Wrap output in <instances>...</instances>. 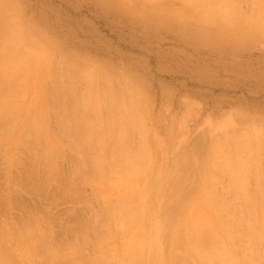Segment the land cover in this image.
Listing matches in <instances>:
<instances>
[{"label": "rangeland", "instance_id": "1", "mask_svg": "<svg viewBox=\"0 0 264 264\" xmlns=\"http://www.w3.org/2000/svg\"><path fill=\"white\" fill-rule=\"evenodd\" d=\"M3 1L7 5L2 3L3 9L0 8V264H121L119 260L122 264H172V255L177 251L188 254L175 239L181 220L190 227L192 218H198L213 225L223 237L220 226L227 225L232 215L240 218L239 214L243 215L245 210L255 213L250 217L243 215L252 221L244 219L247 221L241 222L244 227L241 229L237 224L235 228L240 233L244 229L243 236L249 231H259V224L264 222L260 214L264 206L259 208L264 202L259 201L262 195L258 191L264 189V155L258 154L264 151V147L259 149V142L264 146V23L258 27L259 37L250 35L245 39L244 36L257 27L254 21L258 10H261L258 15L264 13V0L230 1L228 4L237 12L235 15V10L229 12L230 19L238 17L228 20L229 27L233 25L231 30L222 25L218 15L207 24L198 19L206 10L212 15L217 9L218 14L219 0L218 3L215 0H150L149 3L147 0H0V3ZM206 1H214V5L212 2L209 5L216 9L212 11ZM15 26L18 35H14L16 31L11 33ZM9 46L17 51L6 53ZM19 50L24 56L19 54L27 56V63L22 69L11 70L9 65L13 61L15 65ZM24 74L25 81L21 78ZM90 85L94 86L97 97L101 95V102L105 97L111 105L102 102L105 106L102 105L100 114L105 117L83 114V107L78 106L77 97L78 100L87 97L91 93ZM113 103L119 106L114 107ZM132 108L135 112L138 109L136 114L130 112ZM73 118L78 120L74 123ZM119 122L124 123L122 127H115ZM95 123L96 130L92 126ZM92 128L99 133L106 128V132L98 143L95 141L101 134H94L100 137H93V145L92 141L89 145L84 137ZM120 130L124 136L117 140L115 133ZM239 133H244L243 137L239 135L243 139L237 137ZM229 137L232 143L233 139H240L241 143L237 144L236 140L237 146L231 144ZM121 142L127 144L124 151ZM215 142L229 160L232 154L238 157L245 151L249 156L252 148V154L257 153L249 159L252 164L255 162L252 158L260 161L261 156V163L257 161L255 166L249 163L248 180L246 175L239 176L236 172L240 170L237 164L238 170L235 166L236 171L233 169L236 177H246L244 181L250 183L248 190L247 183L240 185L246 187V194L250 191L251 196L247 194L245 198L250 197L251 204L247 198L238 197H243L244 192L242 196L239 193L242 189L229 183L235 174L227 171L226 166L235 159L237 163L239 157L232 162L227 159L229 163L225 166L220 163L227 169L218 165L226 174L219 169L215 171L221 160L226 161L218 149L216 153L221 160L215 158L212 151ZM230 145L239 147L238 150L243 147L244 152L236 153ZM229 152H233L231 158ZM121 155L126 157L124 161ZM96 157L101 160L97 158V161ZM127 159H132L135 165L130 162L127 167ZM122 164L129 172L133 171V176L129 175L134 178L128 175L129 180L124 174L121 175L127 179L121 178ZM134 167L141 173H136V177ZM111 168L115 175H111ZM229 185H235L238 194ZM207 189L213 190L209 194L214 197L218 195V207L228 208V211L225 207L221 211L217 208L222 213V217L218 214L221 219L224 216L220 220L225 223L218 222L219 216L215 218L214 212L210 213L203 196L208 191H202ZM119 204L125 206L117 208ZM124 207L131 210L124 213L127 212L123 211ZM222 209L226 210L225 214ZM231 222L228 225L234 227L235 222ZM245 226L252 230L246 231ZM206 240L205 237L207 244ZM257 245L255 250L253 247L255 252ZM260 246L264 251V246ZM171 249L176 252L172 253ZM244 249L249 252L244 244L236 249L237 260L245 258L242 254L248 255ZM262 250V255L256 253L259 254L256 264H264ZM182 255L177 253V264L192 263Z\"/></svg>", "mask_w": 264, "mask_h": 264}, {"label": "bare ground", "instance_id": "2", "mask_svg": "<svg viewBox=\"0 0 264 264\" xmlns=\"http://www.w3.org/2000/svg\"><path fill=\"white\" fill-rule=\"evenodd\" d=\"M140 1H141V0H140ZM142 1H143V0H142ZM147 1H148V3H149L150 0H147ZM153 1H155V0H153ZM160 1H161V0H160ZM164 1H165V0H164ZM186 1H188V0H186ZM215 1H216V0H215ZM217 1H218V0H217ZM217 1H216V2H217ZM220 1H224V0H219V4H218V5H220V7H219L218 14H216L217 9L215 8V6H214V8H213L211 5H209V4H211L210 2H212V1H210V2H207V1H206L207 4H208V6H210V8H212V11L215 10V9H216V10H215V12L212 13V15L210 14V12H209L208 10H206V11H204V13H203L200 17H198V19L204 20L203 23H205V21H206V24H207V23H209V21L213 22L212 19H216V18H217V15H218V17L221 19L222 25L224 24L223 26H226L225 28H227V29L229 28V29H230V27H232L233 25L229 27L228 24L231 23V21L233 20V18H234V20H235L236 17H237V15H236V17H232V19H230V17L232 16V13H231V16H230V13H229V12H233V10H235L234 13H233V14L235 15V14L237 13V12H236V9H235V7H233V9H232L231 6H233V5H229V4H228V3H230V1H232V0H226V1H224V2H221V4H220ZM128 2H129V1H128ZM137 2H138V1H137ZM150 2H151V1H150ZM200 2H201V1H200ZM203 2H204V1H203ZM203 2H202V3H203ZM213 2H214V1H213ZM213 2H212V4L214 5ZM232 2H233V1H232ZM2 3H4V1L0 3V6H2V5H1ZM140 3H141V2H140ZM142 3H143V2H142ZM144 3H145V2H144ZM148 3H147V5H148ZM198 3H199V2H198ZM217 3H218V2H217ZM233 3H234V2H233ZM233 3H232V4H233ZM131 4H132V3H131ZM137 4H138V3H137ZM154 4H155V2H154ZM158 4H159V3H158ZM194 4H195V3H194ZM215 4H216V3H215ZM259 4H261V2H260ZM3 5L6 7L7 4L5 5V3H4ZM133 5H134V4H133ZM135 5H136V4H135ZM149 5H150V4H149ZM151 5H152V3H151ZM151 5H150V6H151ZM155 5H157V4H155ZM159 5H160V4H159ZM164 5H165V4H164ZM216 5H217V4H216ZM227 5L230 6L229 11H228V9H227L229 6H227ZM261 5H262V4H261ZM263 5H264V4H263ZM137 6H138V5H137ZM195 6H196V5H195ZM198 6H199V4H198ZM5 7H4V8H5ZM193 7H194V6H193ZM193 7H192V8H193ZM201 7H202V6H201ZM0 8L3 9V6L0 7ZM7 8H8V6H7ZM144 8H145V7H144ZM194 8H195V7H194ZM259 8H260V5H259ZM2 9H0V10H2ZM195 9H197V8H195ZM202 9H203V8H202ZM5 10H6V9H5ZM5 10H4V11H5ZM197 10H198V9H197ZM203 10H204V9H203ZM203 10H202V12H203ZM210 10H211V9H210ZM4 11H3V12H4ZM6 11H7V10H6ZM6 11H5V12H6ZM9 11H10V10H9ZM212 11H211V12H212ZM256 11H257V10H256ZM260 11H261V10H260ZM260 11L258 10V13H257L258 18L256 19V21H254L255 24L257 25V27L254 28V29H252V31H251L252 33H251V34H246V35L244 36L245 39L248 38V37H250V35H251L252 38H255V37H259V36H260L259 34L257 35V32H261V30L259 31L258 27H259V26H262V23H264V13L258 15ZM7 12H8V11H7ZM200 12H201V11H200ZM262 12H264V11H262ZM190 13H191V12H190ZM198 13H199V11H198ZM214 13H215L216 16L214 15ZM6 14H7V13H6ZM213 15H214V16H213ZM255 15H256V14H255ZM197 16H198V14H197ZM212 16H213V18H212ZM257 16H256V17H257ZM254 17H255V16H254ZM254 17H253V19L251 20V22H253V20L256 18V17H255V18H254ZM237 18H238V17H237ZM229 19H230L231 21H228ZM248 19H250V18H248ZM196 20H197V18H196ZM196 20H195V21H196ZM245 20H246V19H245ZM6 21H7V20H6ZM198 22H199V21H198ZM200 22H201V21H200ZM211 22H210V23H211ZM248 22H250V21H248ZM5 23H7V22H5ZM234 23H235V22H234ZM246 23H247V22H246ZM10 24H11V22L9 23V25H10ZM2 25H3V28H4V26H5V25H4V22H3ZM6 25H8V24H6ZM17 25H18V24H17ZM227 25H228V27H227ZM250 26L255 27L253 24L250 25ZM15 28H16V26H15ZM15 28H14V29H15ZM263 28H264V27H263ZM17 29H18V28H16V29L13 31V28H12V29H11L12 31H11V30H10V31H11V33L14 34L15 31H16ZM222 30H223V27H222ZM230 30H231V29H230ZM232 30H233V29H232ZM17 32H19V30L16 31V34H14V35H18V34L20 33V32H19V33L17 34ZM229 32H230V31H229ZM234 32H235V30H234ZM262 32H263V30H262ZM13 34H12V35H13ZM227 34H228V33H227ZM229 34H231V32H230ZM262 34H263V33H262ZM12 35H11V36H12ZM263 35H264V34H263ZM15 37H16V36H15ZM5 38H6V37H5ZM8 38H9V37H8ZM13 38H14V37H13ZM252 38H251V39H252ZM263 38H264V37H263ZM9 39H10V38H9ZM259 39H260V38H259ZM261 39H262V38H261ZM247 40H249V39H247ZM20 44H21V43H20ZM10 46H11V44H10ZM10 46H9V47H10ZM9 47L6 49V50H7L6 53H11V54L14 53V50H15V49L13 50V48H11V47L9 48ZM16 51H17V49L15 50V52H16ZM3 52H4V49H3ZM21 52H22V51H20V50L17 52L18 56H17V59H16V61H15V65H14V64L12 65V63H13L14 61L11 63V65H9V66H12L11 70H13V69L16 70L17 68H21V67L24 68V67H23L24 63H27V62H26V59H28V58H26L27 56H26V57H23L24 55H23ZM19 53H21L23 56H22L21 54H19ZM25 53H26V52H25ZM26 54H27V53H26ZM2 55H3L5 58H8V57L5 55V53H3ZM4 57H2L1 59H4ZM15 57H16V56H15ZM10 59H11V58H10ZM10 59H9V60H10ZM33 63H34V61H33ZM33 63H32V64H33ZM17 64H18V65H21V64H22V66H18ZM38 64H39V63H38ZM16 66H17V67H16ZM32 66H34V65H32ZM26 67H27V66H26ZM6 68H7V67H6ZM22 68H21V69H22ZM30 68H31V67H30ZM27 69H28V68H27ZM13 72H14V71H13ZM25 72H26V70H25ZM30 72H31V71H30ZM8 73L11 74L10 72H8ZM26 74H27V73H26ZM26 74H24L23 77H21V78L24 79V81H25V78H24V77H25ZM31 74H32V73H31ZM71 74H72V73H71ZM75 75H76V74L74 73V77H75ZM30 77H31V75H30ZM72 77H73V76H72ZM72 77H71L70 79H72ZM80 77H81V76H80ZM80 77H78L77 79L80 80ZM31 78H33V77H31ZM18 79H20V78H18ZM66 80H68V79H66ZM26 81H27V80H26ZM35 81H36V79H35ZM71 81H72V80H71ZM11 82H12V81H11ZM17 82H18V81H17ZM19 82H21V81H19ZM19 82H18V83H19ZM77 82H78V80L76 81V83H77ZM18 83H17V84H18ZM69 83H70V82H69ZM74 83H75V81H74ZM76 83H75V84H76ZM87 83L89 84V82H87ZM19 84H20V83H19ZM35 84H36V83H35ZM72 84H73V83H72ZM75 84H74V85H75ZM68 85H69V84H68ZM11 86H12V83H11ZM18 86H19V85H18ZM69 86L71 87V84H70ZM90 86H91V85H90ZM90 86H89V87H90ZM70 87H69V88H70ZM91 87H92V86H91ZM12 88H13V86H12ZM70 90H71V89H70ZM97 91L99 92V90H97ZM69 92H70V91H69ZM89 92H90V91H89ZM89 92H88V93H89ZM70 93H71V92H70ZM96 93H97V92L95 91V88H94V86H93V87L91 88V93H90L87 97H82V98H80V100H78V97H77L76 100L79 102L78 106L81 105V106L83 107V111H84L83 114H96V115L99 114L100 116L105 117L104 114H103V115L100 114V112H101V108L103 107L102 105L105 106V104L102 103V102L105 101V102L107 103V104H106L107 106H109V105H108L109 103L107 102V99H105V97H104V99H103L104 101L101 102V98H100L101 95H100L99 97H97V96L95 95ZM121 93H122V92H121ZM85 94H86V93H84V95H85ZM108 94H109V93H108ZM110 94H111V93H110ZM124 94H125V93H124ZM94 95H95V96H94ZM111 95H112V94H111ZM72 96H74V95H72ZM85 96H86V95H85ZM124 96H125V95H124ZM133 96H134V95H133ZM53 97H54V96H53ZM110 97H111V96H110ZM112 97L114 98V97H116V96L112 95ZM120 97L122 98L121 94H120ZM102 98H103V97H102ZM117 98H118V97H117ZM117 98H116V99H117ZM132 98H133V97H132ZM110 99H111L112 102H113V99H112V98H110ZM116 99H114V102H116ZM136 99H137V98H136ZM108 100H109V99H108ZM111 100H110V104H111ZM117 100H118V99H117ZM129 100H130V99H129ZM77 101H76V102H77ZM4 102H5V101H4ZM4 102H3V103H4ZM78 102H77V103H78ZM136 102H137V101H136ZM62 103H63V102H62ZM116 103H117V102H116ZM116 103H113V106H114V107H115V104H116ZM129 103H133V102H129ZM70 104H71V103H70ZM16 105H17V104H16ZM116 105H117V104H116ZM122 105H124V104H122ZM122 105H121V106H122ZM130 105L132 106V104H130ZM74 106H75V105H74ZM113 106H112V108H114ZM117 106H119V105H117ZM134 106H136V105H134ZM11 107H12V105H11ZM109 107H111V105H110ZM123 107H124V106H123ZM123 107H122V109H123ZM5 108H6V107H5ZM12 108H15V109H16V107H12ZM72 108H73V107H71V110H74V108H73V109H72ZM125 109H127V108H125ZM0 110H1V109H0ZM2 110L4 111V108H3ZM5 110H7V109H5ZM69 110H70V109H69ZM71 110H70V111H71ZM107 110H108V109H107ZM119 110H121V109L119 108ZM119 110H118V111H119ZM129 110H130V112H134V113L136 114V112H137L138 109L136 110V112H135V111H132V110H134L133 108H132V109H129ZM121 111H122L121 113H123V110H121ZM125 111H126V114H127L128 109L125 110ZM125 111H124V113H125ZM4 112H6V111H4ZM113 112H115V111H113ZM128 112H129V111H128ZM7 113H8V112H7ZM7 113H6V115H8ZM71 113H73V112H71ZM75 113H76V112H74L73 114H75ZM111 113H112V111H111ZM134 113H133V114L131 113V114L134 116V115H135ZM76 114H77V113H76ZM128 114H130V113H128ZM3 115H4V114H3ZM11 115H12V114H11ZM33 115L37 118V116H36L37 114H36V113H35V114L33 113ZM55 115H57V114H55ZM9 116H10V114H9ZM67 116H68V115H67ZM71 116H72V114H71ZM94 116H95V115H94ZM113 116H114V115H113ZM4 117H5V116H4ZM32 117H33V116H32ZM35 117H33V118H35ZM72 117H73V116H72ZM74 117H75V115H74ZM77 117H79V115H77ZM98 117H99V116H97V118H98ZM36 118H35V119H36ZM83 118H84V117H83ZM87 118H88V117H86L85 120H87ZM101 118H102V117H101ZM35 119H32V120L34 121ZM57 119H58V118H57ZM61 119H62V117H61ZM80 119H81V118H80ZM89 119H90V118H89ZM98 119H100V118H98ZM112 119H113V118H112ZM38 120H39V119H38ZM62 120H63V119H62ZM71 120H72V119H71ZM75 120L77 121L78 119H74V118H73L72 121H74V123H75ZM93 120H94V119H92V121H93ZM101 120H102V119H101ZM101 120H100V121H101ZM106 120H107V119H106ZM108 120H109V119H108ZM69 121H70V119H69ZM69 121H68V122H69ZM72 121H71V122H72ZM80 121H82V119H81ZM34 122H36V121H34ZM63 122H64V121H63ZM82 122H84V120H83ZM86 122H87V124H88V121H86ZM94 122H95V121H94ZM106 122H107V121H106ZM108 122H110V121H108ZM112 122H114V121H111L110 123H112ZM36 123H38V122H36ZM74 123H72V124H74ZM77 123H79V122H77ZM110 123H109V124H110ZM117 123H118V121H117ZM38 124H39V123H38ZM38 124H37V125H38ZM42 124H43V123H42ZM65 124H66V123H65ZM67 124H68V123H67ZM72 124H71V125H72ZM83 124H84V123H83ZM100 124H101V123H100ZM123 124H124V123H123ZM123 124H122V125H123ZM69 125H70V124H68V126H69ZM76 125H77V124H76ZM76 125H75V126H76ZM78 125H79V124H78ZM90 125H91V124H89V127H90ZM98 125H99V124H98ZM102 125H103V124H102ZM112 125L114 126V124H112ZM112 125H111V126H112ZM115 125H118V126H115V127H120V126L122 127V125H120V122H119V124H115ZM119 125H120V126H119ZM42 126H43V125H42ZM73 126H74V125H73ZM84 126H85V125H84ZM86 126H87V125H86ZM92 126H93V128L95 129V128L97 127V124L95 123V124H93ZM113 126H112V127H113ZM31 127H32V125H31ZM62 127H63V126H62ZM77 127H78V126H77ZM64 128H65V127H64ZM64 128H63V129H64ZM66 128H67V126H66ZM66 128H65V129H66ZM69 128H70V127H68V129H69ZM93 128L90 129V132H89V131L86 132L87 134H86V136L84 137L85 139L82 138V139H84L85 142H87L89 145H90V142H91V141H92V142H91V145H93L92 143L94 142V141H93L94 134H96V135H97V134H98V135L101 134V135H100L101 137H100V136H96V137H94V138H96V139H97V137H98V138L100 137V139H97V141H95V142L98 143V142H101V141H102V140H101V139H102V136H103V135L105 136V134H103V133L106 132V131H105L106 128H105L104 130H102V132L104 131L103 133H99V132H100L99 130H97V131H99V132H96V131H95L96 129L94 130ZM98 128H99V127H98ZM101 128H102V127H101ZM38 129H39V128H38ZM85 129H86V128H85ZM113 129H114V128H113ZM122 129H123V131H124V128H122ZM24 130L26 131V129H24ZM40 130H41V128H40ZM91 130H92V134H91ZM125 130L127 131V129H125ZM31 131H32V130H31ZM38 131H39V130H37V132H38ZM41 131H42V130H41ZM94 131H95V132H94ZM120 131H121V130H120ZM126 131H124V132H126ZM29 132H30V131H29ZM83 132H84V130H83ZM93 132H94V133H93ZM107 132H108V131H107ZM109 132H111V131H109ZM109 132H108V133H109ZM23 133H24V132H23ZM23 133H22V134H23ZM40 133H41V132H40ZM126 133H127V132H126ZM244 133H245V132H244ZM244 133H239V134H237L238 136H237L236 134H235V135L241 139V138L243 137L242 135H243ZM22 134H21V135H22ZM26 134H27V133H25V138H26ZM102 134H103V135H102ZM106 134H107V133H106ZM113 134H114V133H113ZM115 134H116V135L118 134V135H117L118 137H117ZM115 134H114V136H116V137H117L116 139L118 140L119 137H120L123 133H122V131H121L120 133H115ZM124 134H125V133H124ZM127 134H128V133H127ZM127 134H126V135H127ZM240 134H241V135H240ZM31 135H32V134H31ZM37 135H39V133H37ZM92 135H93V136H92ZM108 135H109V134H108ZM110 135H111V134H110ZM235 135H234V136H235ZM239 135L242 136V137H240ZM246 135H247V134H246ZM104 136H103V137H104ZM106 136H107V135H106ZM114 136H113V137H114ZM123 136H124V135H123ZM123 136H121L120 139H122ZM234 136L231 135L230 137L235 138ZM17 137H18V136H17ZM43 137H44V135H43ZM43 137H42V139H43ZM45 137H46V136H45ZM230 137H229V138H230ZM244 137L248 138V136H244ZM18 138H19V137H18ZM21 138H22V137H21ZM30 138H31V137H30ZM46 138H47V137H46ZM105 138H106V137H105ZM105 138H104V140H105ZM32 139H33V138H32ZM124 139H125V138H124ZM240 139H238V140H240ZM242 139H243V138H242ZM33 140H34V139H33ZM35 140H36V139H35ZM84 140H81V141L84 142ZM100 140H101V141H100ZM216 140H217V139H216ZM227 140H228V139H227ZM227 140H226V141H227ZM230 140H231V138H230ZM233 140L236 141L237 139H233ZM238 140H237V141H238ZM248 140L250 141V139H248ZM248 140H247V141H248ZM46 141H47V140H46ZM120 141H122V140H119V142H120ZM235 141H233V143H235ZM237 141H236V142H237ZM243 141H244V140H243ZM47 142H48V141H47ZM122 142H123V141H122ZM122 142H121L122 145H120V146H121V148H122L123 151H124L125 148H127V147H125L127 144L125 143L126 145L124 146V144H123L124 142H123V143H122ZM218 142H219V141H218ZM228 142H229V141H228ZM239 142L241 143V141H238L237 144H239ZM102 143H103V142H102ZM233 143H232V140H231V144H233ZM243 143H244V142H243ZM247 143H248V142H247ZM247 143H245V145L243 146L244 148L247 147ZM45 144H46V143H45ZM119 144H120V143H119ZM119 144L117 143V145H119ZM226 144H228V143H226ZM229 144H230V142H229ZM229 144H228V146H229ZM249 144H251V143H249ZM263 144H264V143H263ZM97 145H98V144H97ZM235 145H236V143H235ZM261 145H262V142H261ZM261 145H260V142H259V149H261L262 147H264L263 145H262V146H261ZM123 146H124L125 148H124ZM217 146H218L219 148H218ZM230 146H231V147H234V145H230ZM236 146H237V145H236ZM260 146H261V147H260ZM48 147H49V146H48ZM213 147H214V149H213L212 151H214V152L216 153V149H218V151H219L218 153L221 154V152H220V151H222V150L220 149L221 146L217 145V142H215V144H214ZM243 147H240V148L244 150ZM90 148H91V146H90ZM90 148H89V149H90ZM221 148H222V147H221ZM229 148H230V147H229ZM238 148H239V147H238ZM238 148H235V147H234L235 151H237L236 153H239V152H242V153H243V152H244L243 150H240V149H239V150H240V151H239ZM249 148H251V147H248V149H249ZM91 149H93V148H91ZM219 149H220V150H219ZM227 149H228V147H227ZM252 149H253V148H252ZM252 149H251V150H252ZM259 149H256V148H255L256 151L259 150ZM263 149H264V148H263ZM263 149H262V150H263ZM47 150H48V148H47ZM51 150H52V148H51ZM100 150H102V148H100ZM251 150H249V152H248V153H249V156H247V154H246L247 151H245V153H244L245 156H244L243 154L241 155V154L239 153V154H238V157H239V158H238L237 156H235L234 154H232L234 151H233L232 153H230V152H231V150H230V152H229V154H228V157H229V155L232 154L233 156L231 155V157H233V158L229 157V158H231V159H230V160H229L228 158H227V159L229 160V162H230V161L232 162V160H234L235 157H237L238 159H240L239 161H237V163H236V160H237V159H235V162H232V164L229 163L228 160L224 157V156H226V155L223 154V155H224V156H223V155L221 154V158H224V159L226 160V161H223V160H221L220 157H218L219 154H217V153L215 154V158H216V157L219 158V159L221 160V162L218 161V162H219V163H218L217 160H216L217 158L215 159V161L218 163L217 166L220 165V163H221V165H222V162H223V165H224V166L227 165V164L229 163L230 166H229V164L226 166V167L228 168L227 171L230 170V173L232 172L231 174H233V173L235 174L236 172H239V173H240L239 176H242V175L244 174L243 176L246 175L247 180H248V179L250 178V176H249L250 174H248V173H250V171H249L250 169H249L248 167L252 164V163H251L252 161L250 162L249 159H250L252 156H255V155L257 154V153H253V154H254V155H253V154H252L253 151L251 152ZM253 150H254V149H253ZM121 151H122V150H121ZM127 151H128V150H127ZM259 151H260V150H259ZM108 152H109V151H108ZM111 152H112V151H111ZM225 152H226V151H225ZM260 152H261V151H260ZM263 152H264V151H262L261 153H258V154H260V155L263 156V155H264ZM49 153H51V151H48V154H49ZM121 153H122V152H121ZM124 153H125V152H124ZM146 153H147V152H146ZM236 153H235V154H236ZM250 153L252 154L251 156H250ZM99 154H100V153H99ZM107 154H108V153H107ZM213 154H214V153H213ZM100 155H101V154H100ZM117 155H118V154H117ZM236 155H237V154H236ZM239 155L241 156V158H242V157L244 158V157H246V156H247V157L244 158L243 161H242V159L240 158ZM260 155H258V156H260ZM104 156H105V155H104ZM104 156H103V159H104ZM106 156H107V155H106ZM114 156H115V155H114ZM118 156H119V155H118ZM146 156H147V155H145L144 160H146V159H145ZM180 156H181V154H180ZM180 156H179V157H180ZM222 156H223V157H222ZM258 156H257V159H258ZM97 158H99V157H96V160L98 161ZM108 158H109V155H108ZM122 158H123V161H124L126 157H123V155H121V160H122ZM130 158H131V157H130ZM213 158H214V157H213ZM259 158H260V161H261V162H262V159L264 160V158L261 159V156H260ZM99 159H100V158H99ZM153 159H154V157H153ZM219 159H218V160H219ZM252 159H253V161L255 160V162L259 161V160H256V159H254V158H252ZM100 160H101V159H100ZM127 160H128V161H127L126 163H128V164H126V163H125V164H126V166H127V165L130 166V164L132 163L133 160H132V159H131V161H129V159H127ZM213 160H214V159H213ZM250 160H251V159H250ZM103 161H104V160H103ZM123 161H120V162L123 163ZM260 161H259L258 163H261ZM100 162H102V161H100ZM130 162H131V163H130ZM226 162H227V163H226ZM255 162H253V164H254ZM118 163H119V162H118ZM118 163L116 164L117 167H118ZM133 163H134V161H133ZM133 163H132V165H135V164H133ZM144 163H145V162H144ZM225 163H226V164H225ZM249 163H251V164H249ZM263 163H264V162H263ZM95 164L97 165V163H95ZM98 164H99V163H98ZM101 164H102V163H101ZM104 164H105V163H104ZM104 164H103V166H104ZM106 164H107V163H106ZM125 164H122V166H123V165L125 166ZM149 164H150V163H149ZM214 164H215V162H214ZM233 164H234V165H233ZM235 164H237V167H238V169H240V170H238V169L236 168V165H235ZM253 164H252V165H253ZM99 165H100V164H99ZM109 165H110V164H109ZM114 165H115V164H114ZM114 165H113V166H114ZM221 165H220V166H221ZM223 165H222V166H223ZM258 165H260V164H258ZM261 165H262V164H261ZM261 165H260V166H261ZM263 165H264V164H263ZM100 166H101V165H100ZM124 166H123V167H124ZM148 166H149V165H148ZM214 166H215V165H214ZM220 166H218V168H216L215 171L217 172V170L219 169V171L223 174L224 169H227V168H224V167L221 166L222 168H224L223 170H221V169L219 168ZM231 166H232L233 168H232ZM234 166H235V168H236L238 171L235 170ZM253 166H255V165H253ZM260 166H259V167H260ZM127 167H128V166H127ZM131 167H133V166H131ZM142 167H143V165H141V168H142ZM144 167H145V165H144ZM150 167H151V165H150ZM259 167H258V168H259ZM105 168H106V167H105ZM107 168H108V167H107ZM107 168H106V169H107ZM134 168H135V167H134ZM136 168H137V167H136ZM136 168H135V170H136ZM145 168H146V167H145ZM145 168H142V169L145 170ZM211 168H212V165H211ZM214 168H215V167H214ZM214 168H213V169H214ZM258 168H257V170H258ZM109 169H110V168H109ZM113 169H114V167H113ZM122 169H124V171H123L122 173L120 172V175H121V174H124L123 176H127L128 179H129V177H130V175H129L130 173H132V176H133V171H132V170H130L131 172H129V170H126L125 167L122 168ZM138 169H140V167H139ZM142 169H141V170H142ZM207 169H208V168H207ZM233 169H234L236 172H233V171H234ZM251 169H252V166H251ZM111 170H112V168H111ZM133 170H134V169H133ZM135 170H134V172H135ZM144 170H143L142 172H144ZM139 171H140V170H139ZM139 171L136 170V172L134 173V176L136 175V173L139 174V173H140ZM219 171H218V172H219ZM247 171H248V172H247ZM252 171H253V170H252ZM98 172H100V171H98ZM116 172H117V171H116ZM205 172H207V174H208V176H209V172L206 171V169H205ZM220 172H219V173H220ZM112 173H113V174H112ZM114 173H115L114 170H112V171H111V175H115ZM213 173H214V172H213ZM230 173H227V175L229 176ZM239 173H237V175H238ZM241 173H242V174H241ZM257 173H258V175L260 174L259 171H257ZM99 174H100V173H99ZM140 174H141V173H140ZM153 174H154V173H153ZM153 174H152V176H153ZM207 174H205V175H207ZM214 174H216V173H214ZM224 174H226V170H225ZM253 174H254V173H253ZM255 174H256V171H255ZM255 174H254V178H255V176H256ZM109 175H110V174H109ZM128 175H129V177H128ZM260 175H261V174H260ZM101 176H102V175H101ZM104 176H105V175H104ZM106 176H107V175H106ZM123 176L121 175V178H124V179L126 180L127 178H125V177H123ZM132 176H131V177H132ZM230 176H231V175H230ZM230 176H229V177H230ZM232 176H235V177H236V174H235V175H232ZM239 176H237L236 178L234 177L236 180H234V178L230 177V178H232L233 180H232V181L230 180L229 183H230V182H231V184H234V183H235L237 188H239L240 190L242 189L241 192H239V193H240L241 196H242V194H243L242 191H243V192H244V195H243V197H240V195H239L238 197H239V198H245V196H246L247 194H249L250 191H249V193L246 194V192L244 191V190H246V187H242V186H243L245 183H247V184H245V185H247V190H248V189H249L248 186H250V183H249L247 180L244 181V180L246 179V177H243V178L240 177V178H239ZM113 177H114V176H113ZM116 177H117V176H116ZM116 177H115V178H116ZM131 177H130V178H131ZM135 177H136V176H135ZM138 177H139V175H138ZM154 177H155V176H154ZM119 178H120V177H119ZM119 178H118V179H119ZM132 178H134V177H132ZM211 179H213V176L211 177ZM112 180H113V179H112ZM122 180H123V179H122ZM129 180H131V179H129ZM135 180H136V179H135ZM256 180H257V179H256ZM256 180H254V181H256ZM216 181H218L217 178H215V182H216ZM233 181H235V182H233ZM251 181H252V180H251ZM259 181H260V180H259ZM259 181L257 180L256 182H259ZM232 182H233V183H232ZM243 182H245V183H243ZM218 183H219V182H218ZM218 183L216 182V185H217ZM248 183H249V184H248ZM253 183H254V187H255V189H256L255 182H253ZM259 183H260V182H259ZM238 184H239V185H238ZM240 184H241V185L243 184V185L241 186ZM260 184H262V183H260ZM212 185H213V184H212ZM245 185H244V186H245ZM258 185H259V184H258ZM208 186H209V185H208ZM229 186H230V185H229ZM233 186H234V187H233ZM240 186H241V187H240ZM216 187H217V186H215L214 189H215ZM232 187H233L234 189H236V190H234ZM232 187L230 186V188H231L233 191H235V192L237 193L238 190H237V188H235V185H232ZM257 187H258V186H257ZM243 188H244V189H243ZM259 188H260V187H259ZM231 189H230V191L232 192ZM211 190H212V189H211ZM211 190H208V189H207V190H202V191H204V192L206 191V193H207V191H208V193H207L208 195L206 194V195H203V196H205V199L208 201V202H206V203L210 206V208H209V209H210V213H213V212H214L213 214H214V216H215V218H216L218 214H219V215H220V214L222 215V213H220V212L218 213L217 211H218V210L221 211V208H224V207L226 208V206H225V205H223V207H222V205H220V207L217 206L216 196H217V198H218V195H216V196L214 197V195L209 194V193H211V192L213 191V190H212V191H211ZM209 191H211V192H209ZM256 191H257V189H256ZM258 191H259V195H262V197H263V198H262L261 196H259V198L261 197V199H260L259 201L261 202V201L263 200V201H262V203H263V202H264V193H263V192H264V189H262V187H261L260 189H258ZM204 192H203V193H204ZM201 194H202V193H201ZM214 194H215V193H214ZM233 194H234V192H233ZM237 194H238V193H237ZM237 194H236V195H237ZM252 194L254 195V193H252ZM199 195H200V194H199ZM248 196H251V194H249ZM248 196H247L246 198H247V200L250 202V200H249L250 197L248 198ZM254 196H255V195H254ZM199 197H202V196L200 195ZM221 197H222V196H221ZM236 198H237V197H236ZM246 198H245V199H246ZM199 199H200V198H199ZM219 199H220V198H219ZM129 200L131 201V199H129ZM221 200L224 201L223 198H222ZM221 200H220V201H221ZM222 201H221V202H222ZM215 202H216V203H215ZM225 202H226V201H225ZM251 202H252V201H251ZM251 202H250V204H251ZM260 202H259V203H260ZM202 203H203V202H202ZM222 203H224V202H222ZM254 203H255V201H254ZM127 204H128V203H127ZM127 204H126V205H127ZM196 204H197V203H196ZM207 204H204V205L206 206ZM225 204H227V203H225ZM263 204H264V203H263ZM263 204L261 205V203H260V204H259V205H260L259 208H262V207L264 206ZM114 205H115V204H114ZM123 205L125 206V204H123ZM123 205H121V206L123 207ZM133 205H134V204L132 203V206L129 205V207L132 209V208H133ZM208 205H207V206H208ZM218 205H219V204H218ZM227 205H228V204H227ZM229 205H230V203H229ZM229 205H228V206H229ZM253 205H255V204H253ZM121 206H120V204H119V205L117 206V208H118V207H121ZM136 206H137V205H136ZM205 206H204V207H205ZM209 206H208V207H209ZM231 206L233 207V205H231ZM231 206H230V207H231ZM248 206H249V205H248ZM114 207H115V206H114ZM129 207H124V208H123V209H124L123 211H127V212H124V213H128V212L131 210V209L128 210ZM198 207H199V206H198ZM198 207H197V208H198ZM204 207H203V208H204ZM117 208H116V210H117ZM125 208H128V209L125 210ZM135 208H136V207H135ZM193 208H194V207H193ZM199 208H200V207H199ZM217 208H219V209L217 210ZM233 208H234V207H233ZM250 208L254 209V208L251 207V206H250ZM120 209H121V208H120ZM212 209H214V211H213ZM226 209H227V211H228V208H226ZM262 209H264V207H263ZM194 210H195V209H194ZM206 210H207V209H206ZM206 210H204V211H206ZM211 210H212V211H211ZM222 210H223V212H224V214H225V211H226V210H225V209H222ZM224 210H225V211H224ZM230 210H231V208H230ZM232 210H234V209H232ZM248 211H250V209H249ZM261 211H262V212H260V211H259V212H260L261 215H263V219H264V210H261ZM195 212H196V211H195ZM252 212H253V211H252ZM188 213H189V212H188ZM228 213H229V212H228ZM245 213H246V210H245L244 213L242 212L243 215H244ZM195 214H196V213H195ZM201 214H204V213L201 212ZM205 214H206V213H205ZM234 214H235V213H234ZM238 214H239V213H238ZM247 214H248L249 217H250V215L253 216L252 214H255V213H254V212H253V213H251V212L248 213V212H247L244 216H246ZM119 215H120V214H119ZM219 215H218V216H219ZM221 215H220V216H221ZM227 215H228V214H227ZM239 215H240V218L242 219V218H243V215H241V214H239ZM239 215H237V216H239ZM248 215H247V216H248ZM198 216H200V215L198 214ZM207 216H208V214H207ZM220 216H219V218H218V217L216 218V220L218 219V220H217L218 222H219V220H220L221 217H222V216H221V217H220ZM232 216H233V215H232ZM232 216H231V219L235 222V224H234L235 226H234V227H232L231 225H228V224L233 223V222H231V221H232L231 219H230V221L228 220L229 222L227 223V225H225V224H226L225 222H222V221L224 220V219H223L224 216H223V218H222L223 220H222V219H221L222 221L220 220V222L225 223V224H223V225H221V223H219V224L221 225L220 228H221V231H222V233H223V237L220 236V235L218 234V231L215 229V227H214L213 225L208 224V223H206V222H204V221H201V220L198 219V218L195 219V218H192V217H191L192 219H194L193 221H192V219L190 218V220L192 221V224H191L190 227H187V225H185V223H183L184 221L181 220V221H182V222H181L182 224L180 223V227H179V229H178V228L176 229V232H177V233H175V239H176L177 243L179 242V243L182 245V248H183V249L185 250V252H187L188 254H186V253L183 254V253H180V252L177 251L178 255L181 256V255L183 254L182 256H184L185 259H187V260H189V261H192L193 264H256V262L258 261L257 258H258V256H259V254H256V253H261V252H260V249L262 250V248H259L258 245L260 246V244H261V245L264 246V222H261V223L259 224L260 229H259L258 232L255 233V232L249 231V233L247 234V236H246V235L243 236L242 233L244 234V232H243L244 229H243L242 233H240L241 230L239 229V231H238V227H237V228H235V227H236L237 224H238L237 226H240V227H241V226L243 225L242 223L245 222V221H244L245 218H243V219H242L243 221H241L240 218H237L235 215H234V216H235L236 218H234V216H233V217H232ZM255 216H256V215H255ZM117 217H118V216H117ZM119 217H120V216H119ZM204 217H205V216H204ZM228 217H230V216L228 215ZM115 218H116V217H115ZM200 218H201V216H200ZM202 218H203V217H202ZM252 218H253V217H252ZM187 219H189V218H187ZM204 219H205V218H204ZM225 219H226V218H225ZM247 219H249V220H247ZM247 219H245V220H247V221H250V220H251V218H248V217H247ZM190 220H189V221H190ZM226 220H227V219H226ZM253 220H254V219H253ZM191 221H190V222H191ZM247 221H246V222H247ZM251 221H252V220H251ZM251 221H250V222H251ZM254 221H255V220H254ZM256 221H257V220H256ZM226 222H227V221H226ZM241 222H242V223H241ZM246 222H245V223H246ZM252 223H253V222H252ZM252 223H250V224L253 226V224L256 225L257 222H254L253 224H252ZM232 225H233V224H232ZM249 226H250V225H249ZM249 226H245V228H247V229H245L246 231L251 229V227H249ZM243 227H244V225H243ZM252 228H255V229H256V227H252ZM189 229H190V230H189ZM241 229H242V227H241ZM251 230H252V229H251ZM216 231H217V232H216ZM240 235H241V236H240ZM242 236H243V237H242ZM205 237L208 239V240H206L207 244L205 243ZM209 237L211 238V241H210V238H209ZM172 241L174 242V237H173V240H172ZM208 242H209V243H208ZM242 243L244 244V246L247 245V247H248V249H249V252H248V250L246 251V249H244L243 251H244L246 254H247V252H248V255L242 254V252H243V251H242V252H240V254H242L243 256H245V258H243L242 260H240L241 258H239V260H237V258H236V256H235V251H236V249H237L239 246H243ZM256 243H257L258 245H257ZM173 244H175V243H173ZM238 244H239V246H238ZM241 244H242V245H241ZM171 245H172V243H171ZM255 245H257V250H256V252L254 251V250H255V247H254ZM236 246H237V248H236ZM253 247H254V250H253ZM260 247H261V246H260ZM240 249H242V247H241ZM258 249H259V250H258ZM171 251H172V253H175V252H176L175 250L173 251L172 249H171ZM258 251H259V252H258ZM262 251H263V250H262ZM122 253H123V252H122ZM177 253H175L174 255L171 254V255L173 256V259L171 258V259L173 260L172 264H177V263H176L177 261L175 262L176 257H177ZM180 254H181V255H180ZM189 254H190V255H189ZM263 254H264V251H263ZM117 255H118V254H117ZM123 255H124V254H123ZM260 255H262V253H261ZM124 256H125V255H124ZM124 256H122V258H123ZM172 256H171V257H172ZM179 256H178V257H179ZM234 256H235V257H234ZM243 256H242V257H243ZM246 256H247V257H246ZM117 257H118V256H117ZM125 257H126V256H125ZM186 257H187V258H186ZM237 257H238V256H237ZM240 257H241V256H240ZM260 257H262V256H260ZM127 258H128V257H127ZM127 258H126V259H127ZM235 258H236V259H235ZM262 258H264V257H262ZM128 259H129V258H128ZM183 259H184V258H183ZM122 260H123V259H122ZM129 260H130V259H129ZM129 260H128V261H129ZM172 260H171V261H172ZM178 260H179V259H178ZM256 260H257V261H256ZM119 261H120L121 264H122V261H121V260H119ZM124 261H125V260H124ZM181 261H182V260H181ZM260 261H261V260H260ZM262 261H263V260H262ZM3 262H4V261H3ZM130 262H132V260H131ZM179 262H180V261H179ZM179 262H178V263H179ZM186 262H187V261H186ZM4 263H5V262H4ZM6 263H7V262H6ZM192 263H191V264H192ZM118 264H119V263H118ZM179 264H180V263H179Z\"/></svg>", "mask_w": 264, "mask_h": 264}]
</instances>
